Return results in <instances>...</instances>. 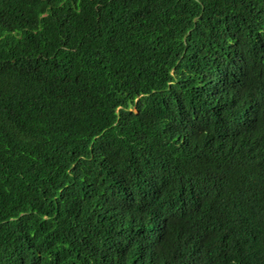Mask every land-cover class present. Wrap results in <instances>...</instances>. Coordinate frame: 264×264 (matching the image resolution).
<instances>
[{
    "label": "trees",
    "instance_id": "1",
    "mask_svg": "<svg viewBox=\"0 0 264 264\" xmlns=\"http://www.w3.org/2000/svg\"><path fill=\"white\" fill-rule=\"evenodd\" d=\"M0 264H264V0H0Z\"/></svg>",
    "mask_w": 264,
    "mask_h": 264
}]
</instances>
